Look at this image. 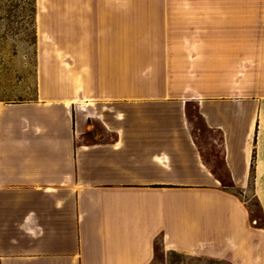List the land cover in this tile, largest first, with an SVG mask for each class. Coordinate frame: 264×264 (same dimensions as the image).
<instances>
[{
  "label": "crops",
  "instance_id": "crops-1",
  "mask_svg": "<svg viewBox=\"0 0 264 264\" xmlns=\"http://www.w3.org/2000/svg\"><path fill=\"white\" fill-rule=\"evenodd\" d=\"M34 100H0V264H264V0H37Z\"/></svg>",
  "mask_w": 264,
  "mask_h": 264
},
{
  "label": "rangeland",
  "instance_id": "rangeland-1",
  "mask_svg": "<svg viewBox=\"0 0 264 264\" xmlns=\"http://www.w3.org/2000/svg\"><path fill=\"white\" fill-rule=\"evenodd\" d=\"M37 0H0V100H34L38 88ZM257 217L264 219L252 192L242 195ZM157 264H165L159 255ZM168 264H223L170 254Z\"/></svg>",
  "mask_w": 264,
  "mask_h": 264
}]
</instances>
